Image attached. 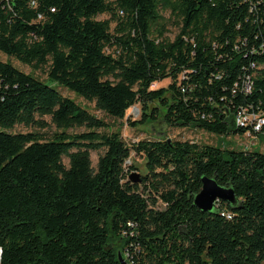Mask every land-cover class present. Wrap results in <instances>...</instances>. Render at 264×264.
I'll use <instances>...</instances> for the list:
<instances>
[{
  "label": "trees",
  "instance_id": "trees-1",
  "mask_svg": "<svg viewBox=\"0 0 264 264\" xmlns=\"http://www.w3.org/2000/svg\"><path fill=\"white\" fill-rule=\"evenodd\" d=\"M0 52L107 117L139 103L140 123L264 141V124L236 122L264 116V0H0ZM45 116L51 138L11 132L43 128ZM110 129L0 60V264H119L118 252L129 264H264L263 151L178 139L129 147ZM91 150L103 151L95 168ZM131 151L145 159L139 183L124 168ZM202 176L236 202L198 209Z\"/></svg>",
  "mask_w": 264,
  "mask_h": 264
},
{
  "label": "rangeland",
  "instance_id": "rangeland-1",
  "mask_svg": "<svg viewBox=\"0 0 264 264\" xmlns=\"http://www.w3.org/2000/svg\"><path fill=\"white\" fill-rule=\"evenodd\" d=\"M108 14L99 15L97 18H108ZM114 23H111V28H113ZM176 30L170 27V32L168 36L173 38ZM0 60L9 61L14 67L19 69L24 73H30L39 79L45 81L49 85L53 86L56 90L62 93L64 96L71 98L80 106L85 107L90 113L97 117H103L110 123V131H118L126 143L127 146L131 145L142 139H178V140H189L200 144H208L213 146H220L222 148H233V149H256L264 152V141L258 140L249 134L244 135H216L202 129L193 126H168L165 124L161 118H158L154 122L140 123L141 119V105L139 103L129 107L121 119H113L107 117L99 109L95 108L94 103L84 100L82 97L76 95L74 92L68 90L67 88L55 83L47 81V76L44 72L40 70H33L30 66L23 64L13 57H8L2 52H0ZM170 78H165L161 81L155 82L152 88H158L167 86L170 83ZM46 122V126L43 128H38L35 126H24L16 125L11 132H37L43 135L45 138H51L52 135L57 131L55 125L51 122L49 116L43 117ZM85 128H74L69 129V133H79L84 131ZM103 151H90L91 165L93 168L96 166L97 158ZM65 164H67V159L63 158ZM134 165L136 169L129 171V166ZM125 171H127V176L130 172L135 171L140 175L145 173V159L141 154H136L134 151L130 152L129 158L124 163ZM119 247V244H118Z\"/></svg>",
  "mask_w": 264,
  "mask_h": 264
},
{
  "label": "water",
  "instance_id": "water-1",
  "mask_svg": "<svg viewBox=\"0 0 264 264\" xmlns=\"http://www.w3.org/2000/svg\"><path fill=\"white\" fill-rule=\"evenodd\" d=\"M128 180L131 183H139L140 174L132 171L128 176ZM201 183L200 191L193 197V204L201 211H212L218 200H223L231 204L236 202L233 189L228 186L219 185L215 177L202 176ZM117 260L119 264H129L120 252H118Z\"/></svg>",
  "mask_w": 264,
  "mask_h": 264
},
{
  "label": "built area",
  "instance_id": "built-area-1",
  "mask_svg": "<svg viewBox=\"0 0 264 264\" xmlns=\"http://www.w3.org/2000/svg\"><path fill=\"white\" fill-rule=\"evenodd\" d=\"M247 89L249 87L247 86ZM236 122L239 125H243L246 122H253L254 123V129L259 130L260 127L264 124V116L263 115H256V114H250L248 115L245 111L242 112V114L238 115L236 118Z\"/></svg>",
  "mask_w": 264,
  "mask_h": 264
},
{
  "label": "bare ground",
  "instance_id": "bare-ground-1",
  "mask_svg": "<svg viewBox=\"0 0 264 264\" xmlns=\"http://www.w3.org/2000/svg\"><path fill=\"white\" fill-rule=\"evenodd\" d=\"M249 87V86H248Z\"/></svg>",
  "mask_w": 264,
  "mask_h": 264
}]
</instances>
